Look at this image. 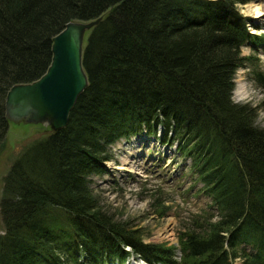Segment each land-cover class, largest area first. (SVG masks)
I'll return each mask as SVG.
<instances>
[{"label": "trees", "instance_id": "trees-1", "mask_svg": "<svg viewBox=\"0 0 264 264\" xmlns=\"http://www.w3.org/2000/svg\"><path fill=\"white\" fill-rule=\"evenodd\" d=\"M251 1L0 0V143L7 91L44 74L66 23L102 17L87 33L88 85L66 127L30 145L4 178L0 264H264V128L256 105L232 100L250 59L241 48L264 40L237 12ZM254 76L264 88V72ZM158 127L218 215L193 221L177 245L146 243L101 212L87 181L106 172L111 145Z\"/></svg>", "mask_w": 264, "mask_h": 264}, {"label": "rangeland", "instance_id": "rangeland-1", "mask_svg": "<svg viewBox=\"0 0 264 264\" xmlns=\"http://www.w3.org/2000/svg\"><path fill=\"white\" fill-rule=\"evenodd\" d=\"M251 3L264 4V0L238 4L237 12L245 18L251 33L264 35V19L254 20L244 13ZM241 55L250 59L244 60L235 72L232 100L256 105V125L264 128V88L254 78L256 71L264 72V40L256 46H243ZM156 130L155 134L143 131L111 145L107 150L110 160L104 163L106 172L89 176L88 187L101 212L127 224L129 229L138 230L146 243L177 245L179 234L191 228L193 221L208 222L211 214H214L212 221H216L218 215L210 199L202 193V184L191 168L190 159L180 156L175 143L161 141L164 134L161 127ZM49 133L50 129L41 125L9 123L0 143V204L4 178L12 164L30 145ZM3 232L0 213V234ZM133 261L147 264L137 256L110 264ZM235 264L240 261L237 259Z\"/></svg>", "mask_w": 264, "mask_h": 264}, {"label": "water", "instance_id": "water-1", "mask_svg": "<svg viewBox=\"0 0 264 264\" xmlns=\"http://www.w3.org/2000/svg\"><path fill=\"white\" fill-rule=\"evenodd\" d=\"M101 19L68 22L52 37L51 60L44 74L7 91L4 111L9 123L41 125L52 132L66 127L78 96L88 85L82 63L85 36Z\"/></svg>", "mask_w": 264, "mask_h": 264}, {"label": "bare ground", "instance_id": "bare-ground-1", "mask_svg": "<svg viewBox=\"0 0 264 264\" xmlns=\"http://www.w3.org/2000/svg\"><path fill=\"white\" fill-rule=\"evenodd\" d=\"M244 13L247 16L252 17L254 20L261 21V19H264V4L251 3L250 5L246 6ZM132 264H142V263H140L139 261H133Z\"/></svg>", "mask_w": 264, "mask_h": 264}]
</instances>
